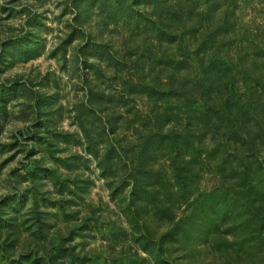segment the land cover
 <instances>
[{
    "label": "rangeland",
    "instance_id": "1",
    "mask_svg": "<svg viewBox=\"0 0 264 264\" xmlns=\"http://www.w3.org/2000/svg\"><path fill=\"white\" fill-rule=\"evenodd\" d=\"M207 6L220 49L176 68L165 0H0V264H264V223L220 219L247 179L264 211V0ZM158 59L211 99L149 100ZM151 130L152 188L132 192Z\"/></svg>",
    "mask_w": 264,
    "mask_h": 264
},
{
    "label": "trees",
    "instance_id": "2",
    "mask_svg": "<svg viewBox=\"0 0 264 264\" xmlns=\"http://www.w3.org/2000/svg\"><path fill=\"white\" fill-rule=\"evenodd\" d=\"M209 3V0H165V16H166V27H164V34H162V38L164 39V43H166V47L163 51L165 53H168L163 57V63L173 64L174 67L178 68L181 65H186L188 62H191L193 64H197L199 66L203 63V58H201L200 62L198 60V54L197 51L201 55H204L208 52H214L215 50L220 49V46L216 44V42H211L210 36L216 37L217 34L220 32V34H224L226 36V32L219 30V29H212L208 25V19L206 16L199 11L200 7H208L207 4ZM198 9L199 13L196 18H199V21L204 23V27L201 26L200 28L194 27V23L190 22L193 21L192 14L194 11ZM188 21V22H187ZM172 22H180V24L184 25L181 28V32L176 33L173 32L172 29ZM189 23V24H188ZM188 27L186 28V26ZM180 27V26H179ZM200 32H197L199 31ZM202 30V31H201ZM162 31V33H163ZM213 32V33H212ZM198 33V34H197ZM196 35L199 36V38H196ZM159 43H162L161 40H158ZM222 43V39L220 40ZM171 46H175L171 50ZM161 55V54H160ZM162 61V58H160ZM156 60L151 65L155 69V73L153 72L150 74L151 69L148 72V87L143 90L145 93H147V96L149 100H153L154 98H166V99H175L176 101L180 98L182 100L185 99H192L195 98L196 100L202 99V100H209L211 99L210 95L212 93V90H206L203 93H198L200 98H196L195 95V88L193 85V89L191 87H188L187 76H178L179 73L174 72L173 70H170L168 66L163 65L159 63V60ZM170 60V61H168ZM211 60H206V67L209 68L213 65ZM160 65V66H159ZM164 66V67H162ZM158 67V68H157ZM162 68V69H161ZM159 69V70H157ZM160 73H165V76L163 78L162 87L160 82ZM224 80V75L220 76V81L222 82ZM138 82H142L140 77H137ZM131 83V81L129 80ZM127 85V83H124ZM221 85V83H220ZM179 103H175L173 106H169L172 109L176 111V114H180ZM201 113H203L206 117H209L210 113L208 114L207 110H204L203 107H201ZM225 108L223 107V110ZM213 111V110H212ZM211 111V112H212ZM187 112H185L186 114ZM228 115L223 114L222 119L227 118ZM212 123V122H211ZM188 128V124L185 125ZM220 123L215 124V127L218 128ZM160 129L162 128V125L159 126ZM185 127V128H186ZM214 128V130H216ZM162 133L159 130L158 132L150 131L149 136L147 137V142L150 143L149 145H146L147 147L141 149L138 153L139 159L132 163L130 165L131 177L132 181L130 182V186L132 189V192L135 191H142L147 192L152 188L150 179L154 173L152 172V167L149 162H147L144 157L145 155L150 151V148L156 143L160 142ZM171 136V133L166 136L167 144L170 146L172 143L174 147L176 146V140L175 137L171 136L172 138L168 137ZM156 137V139H154ZM148 149V152L146 153ZM109 157V153H105L102 157L103 163L107 162V158ZM177 177H180V174H177ZM243 189L246 190L245 195L238 197L237 195H229V197L224 198V205L226 210L220 211V219L223 218H233L236 216V212L231 210L230 208L238 207V208H246L248 210V213L251 214L249 216V219L251 216H255L259 219L260 224H263L264 220V211L263 207L261 205L262 200L258 197L259 193L256 191L257 187L254 182V180L247 179L245 182V185L243 186ZM225 193V192H224ZM229 205L230 208H227L226 206ZM245 206V207H244ZM235 212V214H234ZM219 214V212H217ZM253 214V215H252ZM248 220V219H247ZM211 223L213 228H216V222L211 219ZM253 235V231L250 230L249 237ZM256 234H259L256 231ZM218 241L223 242L222 239H219ZM250 245V244H249ZM247 245L248 249H243L241 252H238L237 257H244L250 254V251L252 252L251 246ZM232 249V248H231ZM234 249V245H233ZM229 256H231L229 254ZM47 264V263H46Z\"/></svg>",
    "mask_w": 264,
    "mask_h": 264
}]
</instances>
